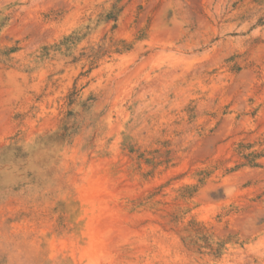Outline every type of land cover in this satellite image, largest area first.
Instances as JSON below:
<instances>
[{
  "label": "rangeland",
  "instance_id": "rangeland-1",
  "mask_svg": "<svg viewBox=\"0 0 264 264\" xmlns=\"http://www.w3.org/2000/svg\"><path fill=\"white\" fill-rule=\"evenodd\" d=\"M85 1L0 0V264H264V0Z\"/></svg>",
  "mask_w": 264,
  "mask_h": 264
},
{
  "label": "bare ground",
  "instance_id": "bare-ground-1",
  "mask_svg": "<svg viewBox=\"0 0 264 264\" xmlns=\"http://www.w3.org/2000/svg\"><path fill=\"white\" fill-rule=\"evenodd\" d=\"M8 1V0H7ZM44 1V0H43ZM56 1V0H55ZM85 1V0H84ZM21 2V1H20ZM26 2V1H25ZM68 3H69V1H67ZM72 2V1H71ZM80 2V1H79ZM86 2V1H85ZM92 2V1H91ZM90 3V2H89ZM83 4H85V3H83ZM92 4V3H91ZM32 5V4H31ZM56 5V4H55ZM61 5V4H60ZM64 5V4H63ZM72 5V4H71ZM66 6V5H65ZM64 6V7H65ZM76 6V5H75ZM82 6V5H81ZM89 6V5H88ZM79 7V6H78ZM147 7V6H146ZM59 8V7H58ZM26 9V8H25ZM82 9V8H81ZM84 10V9H83ZM60 11H61V9H60ZM57 12V11H56ZM63 12V11H62ZM64 12H65V10H64ZM72 14H74V11H73V13ZM76 14V13H75ZM54 15H55V13H54ZM54 17V16H53ZM30 18V17H29ZM33 18H34V16H33ZM50 18V17H49ZM45 19V18H44ZM52 21V20H51ZM48 22V21H47ZM36 23V22H35ZM37 24V23H36ZM49 25H50V22H49ZM39 28V27H38ZM170 32V31H169ZM166 35V34H165ZM163 36H164V34H163ZM24 45V44H23ZM162 52H164V51H162ZM175 53V52H174ZM177 53V52H176ZM171 54V53H170ZM160 56H161V54H160ZM165 56V55H164ZM166 56H167V54H166ZM173 57H174V55H173ZM170 58V57H169ZM171 59V58H170ZM175 59V58H174ZM173 59V60H174ZM178 59V58H177ZM181 59V58H180ZM175 62V61H174ZM98 181H99V179H98ZM99 184H101V182L99 183ZM95 186V185H94ZM103 186V185H102ZM102 191V190H101ZM96 192H99V191H97L96 190ZM117 192V191H116ZM97 195V194H96ZM104 229V228H103ZM96 230H98V229H96ZM100 233V232H99ZM96 235H97V232L95 233ZM101 235V234H100ZM93 236H95L94 234H93ZM96 238V237H95ZM96 246L97 247H105V241L103 240V239H99V241H97L96 242ZM93 248V247H92ZM98 249V248H97ZM104 249V248H103ZM100 251V250H99ZM101 251H103V250H101Z\"/></svg>",
  "mask_w": 264,
  "mask_h": 264
}]
</instances>
